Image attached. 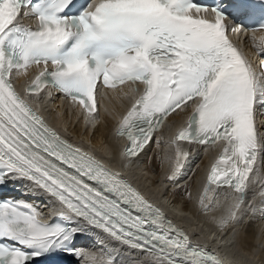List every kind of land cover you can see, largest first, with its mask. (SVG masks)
<instances>
[{
    "label": "snow or ice",
    "instance_id": "6c2138e0",
    "mask_svg": "<svg viewBox=\"0 0 264 264\" xmlns=\"http://www.w3.org/2000/svg\"><path fill=\"white\" fill-rule=\"evenodd\" d=\"M238 13L256 16L237 9L230 19L223 0H0V185L25 181L27 194L58 209L45 223L36 203L0 201V264H37L57 254L116 264L123 253L147 257L139 264H220L118 173L49 128L13 78L40 68L25 95L38 98L51 86L88 116L97 110L98 84L128 85L125 96L139 93L117 131L128 141V157L138 156L169 116L194 106L173 141L176 172L187 155L179 142L220 147L198 199L207 212L222 206L223 189L231 190L219 217L224 227L239 219L250 193L264 196L258 166L264 133L257 125L264 115V60L257 72L229 38L245 30ZM22 15L34 17L37 27L21 25ZM248 28L264 57V35L256 36L264 32V14ZM90 230L100 250L75 248ZM105 242L114 247L105 251Z\"/></svg>",
    "mask_w": 264,
    "mask_h": 264
},
{
    "label": "bare ground",
    "instance_id": "6f19581e",
    "mask_svg": "<svg viewBox=\"0 0 264 264\" xmlns=\"http://www.w3.org/2000/svg\"><path fill=\"white\" fill-rule=\"evenodd\" d=\"M261 34L257 32L256 36ZM264 34V33H263ZM252 33H240L237 37L241 41L247 57L253 62ZM34 67L29 70V74ZM28 74V75H29ZM24 77L17 79L18 83ZM129 86L106 93L102 108L93 116H83L77 106L71 102L56 101L54 96L47 105H42L45 113L75 140L83 141L93 151L101 154L111 163L127 164L125 170L134 176L144 192L162 207L170 217L186 227L192 236L207 241L215 248L229 264H264V196L257 191L256 195L249 194L248 204L240 214L238 220L221 227L219 217L225 214L223 205L228 203L225 196L231 192L223 189L219 196L221 207H215L205 212L199 204V195L205 183L203 177L204 165L210 155L211 148L186 146L179 143L187 155L179 158L183 167L176 172V144L168 138L169 129L180 120V116L187 111L178 110L168 117L167 126L162 132L154 136L149 145L137 158L127 160L121 158L120 145L114 137L116 114L128 104L131 93ZM153 145H155L153 147ZM149 153V150L151 149ZM149 155V159L148 158ZM147 159V161H146ZM159 163V165H158ZM261 172L264 173V160H261ZM194 173V177L192 178ZM172 177V179H170ZM24 196L32 203H41V199L27 194L26 188H21ZM188 193H191L189 196ZM251 205V207H249ZM43 211L46 207L41 203ZM41 209V210H42ZM47 210L55 213L49 207ZM81 249L91 251L100 250L99 236L95 231L81 234ZM114 245L105 242L104 250L110 251ZM130 258L127 253L116 256V264H139V260Z\"/></svg>",
    "mask_w": 264,
    "mask_h": 264
},
{
    "label": "rangeland",
    "instance_id": "374dc122",
    "mask_svg": "<svg viewBox=\"0 0 264 264\" xmlns=\"http://www.w3.org/2000/svg\"><path fill=\"white\" fill-rule=\"evenodd\" d=\"M155 145H153V147H154ZM153 147H151V149L149 150V153L151 152V150H153L152 148ZM147 159H149V155H148V158ZM147 159H146V161H147ZM158 165H159V163H158ZM194 177V173H193V176H192V178Z\"/></svg>",
    "mask_w": 264,
    "mask_h": 264
}]
</instances>
